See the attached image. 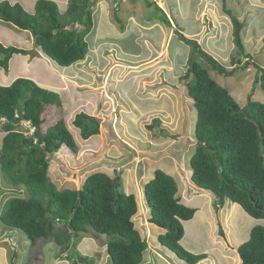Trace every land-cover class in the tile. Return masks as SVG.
Listing matches in <instances>:
<instances>
[{"label": "rangeland", "instance_id": "obj_1", "mask_svg": "<svg viewBox=\"0 0 264 264\" xmlns=\"http://www.w3.org/2000/svg\"><path fill=\"white\" fill-rule=\"evenodd\" d=\"M53 1L58 4L62 16H66L69 0ZM101 1H89L95 25L91 33L86 35V39L89 50L94 52L96 50L93 48L98 45L94 44L92 38L96 33V24L101 23L100 18L98 19ZM132 1L134 6H130V11L124 14L121 12V15L117 14V8H113L110 24L103 19L105 26L102 29L105 35L95 42L101 46L100 53L98 55L88 53L87 58L92 59L90 60L92 63L85 62L76 68V80L72 81L69 78L62 80V86L59 87L61 103L46 107L42 127L47 129L56 120L64 118L78 145L77 152H72L67 146L62 145L51 155L48 174L58 188L77 189L86 177L95 171H105L112 176L120 175L122 190L126 193L134 192L138 196L141 210L135 222L150 243L151 240H156L157 232L154 231L155 227L148 223L146 210L152 208L146 205L141 188L142 182L150 179L147 175H152L154 169L164 170L170 165V153L168 158L165 156L169 150L170 152L176 150V156L173 155L172 159L180 163L177 169L183 167L184 172L187 170L193 173L190 158L196 146L194 129L197 111L194 100L187 90L186 83L190 79L183 78L192 48L181 40L176 32L179 31L186 37L197 40L204 50L230 69L234 67L233 57L240 59L241 64H235L240 66L239 69L231 76H224L218 74L205 59L196 57V60L221 86L228 89L241 106L246 104L249 94H252L253 100L264 102L260 70V67L264 68V0H225V4L222 0ZM223 5H226V8L244 24L243 53L233 41V25ZM164 9L167 10L168 16L165 15ZM134 11L143 15L144 20L147 18L148 20L142 22L152 23L151 27L141 25V21L131 20L130 12ZM116 17L121 21L115 20ZM165 19H168L171 25L166 24ZM159 21H163L165 25ZM155 23L162 26L163 37L160 45L158 44L160 27L155 26ZM76 26L80 28L79 25ZM28 36L29 33L26 31H18V35L11 36L13 41L8 45L25 47L27 50L29 48L33 54L37 52L38 45L34 41L33 45L30 41H25ZM36 60H38L36 66L31 72H27L28 75H35L40 84H43L45 79L56 83L60 78L58 72L61 67L44 52L41 58ZM246 62L249 64L243 67ZM79 112L99 119L98 134L88 139L81 137L80 130L72 123ZM2 123L3 120L0 119V141L6 134ZM28 125L22 122L18 129L27 131L30 126ZM187 189L188 195H194L192 199L199 205L194 218L183 223L184 235L180 243L189 251L199 253L205 247L203 240L210 233L211 227L215 226V231L223 232L221 224L224 218H228L225 217L229 211L228 206L233 202L228 200V206H224V211H217L214 200H209L203 193L197 194L202 192L201 190ZM13 196L28 197V192L24 186L9 184L1 173L0 218L4 203ZM245 213L242 208H237L230 216V222L236 226V229L232 228L230 232L234 238L233 244L237 241L236 238L242 239L238 236V227L247 229L241 235L243 239H248L250 231L248 229L254 225ZM257 222L264 225V220ZM3 233L9 240L0 243L2 245L8 243L12 251H9L7 263L2 258L3 254L0 255V264H73L74 259L68 257L71 249L60 253V247L54 239L37 240L36 244H32L22 230L7 227L0 219V237ZM19 235L24 236V239ZM95 235L93 230L90 233L79 234L75 238L77 242L75 250L81 255L93 256L96 260L93 264H113L106 250L108 238ZM7 249L9 250V247ZM171 255L173 264H188L185 261L180 263L172 251ZM145 256L143 264L165 263L159 258H152L149 253H145ZM229 256L225 257L227 260H220L217 264H240L237 257L229 259ZM205 259L197 264H216L211 256Z\"/></svg>", "mask_w": 264, "mask_h": 264}, {"label": "trees", "instance_id": "obj_2", "mask_svg": "<svg viewBox=\"0 0 264 264\" xmlns=\"http://www.w3.org/2000/svg\"><path fill=\"white\" fill-rule=\"evenodd\" d=\"M89 1L69 0L68 18H65L53 0H37L34 12L27 11L20 3L0 0V20L29 30L35 44L46 55L67 67L88 54L86 35L94 26ZM222 2L225 4V0ZM223 8L231 18L233 41L243 53L244 24L226 5ZM164 22L171 25L168 19ZM176 33L192 48L183 76L190 79L187 90L197 111L196 146L190 158L192 180L199 188L214 193L216 209L230 200L252 218L264 220V102L253 100L249 94L246 104L241 106L196 57L205 59L224 76H231L239 69L235 64H241L240 59L233 57L234 67L230 69L204 50L197 40L179 31ZM0 53L3 54L0 66L7 71L13 54H27L29 50L0 43ZM260 70L264 89V68ZM58 103H61L59 93L27 77L0 86V119L6 132L0 147V174L12 186H24L28 192V197L7 199L1 222L22 230L33 244L37 240L54 239L60 253L71 249L68 257L74 259L73 264L96 261L93 256H84L75 250V238L92 230L97 236L108 238L106 250L113 264H143L149 243L135 222L138 196L122 190L120 175L95 171L77 189H60L51 180L48 174L51 155L62 145L72 152L78 149L64 118L47 129L42 127L46 107ZM22 122L30 125L26 126L27 131L18 129ZM72 123L83 139L99 132V119L85 112L77 113ZM141 188L146 205L152 208L149 223L163 230L157 241L188 264L207 258V253H193L180 243L183 223L194 217L196 208L182 202L175 177L156 169L149 180L142 182ZM237 250L240 264H264V225L257 222Z\"/></svg>", "mask_w": 264, "mask_h": 264}, {"label": "crops", "instance_id": "obj_3", "mask_svg": "<svg viewBox=\"0 0 264 264\" xmlns=\"http://www.w3.org/2000/svg\"><path fill=\"white\" fill-rule=\"evenodd\" d=\"M6 1H9L12 4L20 3L27 11L34 12V8H35V4H36L37 0H6ZM100 4H101V8L99 9V12H98V19L100 18L99 22H101V23H99V24L97 23L96 24V26H95L96 33L94 34V36L92 38L93 41H94V44L98 45V46L93 48V50H96L95 52L88 49V53L89 52H91V53L93 52L96 55H98L100 53L99 50H101V49H99V48L101 46H99V43L96 44L95 42H98L99 39H102L104 37V35H105V33L103 32V29H102V27L105 26V24L103 23V19H105V21H107V23L110 24L111 23L110 22V15L112 14L113 8L114 9L117 8V12H116L117 14L118 13L120 14V12L124 14V13L130 11V9H129L130 6H132V5L134 6V2L132 0H102ZM97 6H98V4H97ZM130 13H131L130 14L131 20H134L135 22L141 21V23H140L141 25H145L146 24L147 26L151 27L152 23L142 22L144 20L143 19V15L137 14L135 11L134 12H130ZM164 13H165L166 16H168L167 15L168 12H167L166 9H164ZM117 18H119V17H116L115 20H118ZM93 20H94V18H93ZM146 20H148V19L146 18L144 21H146ZM159 22L160 23L162 22L164 24L163 21H159ZM157 25H159V27H160L159 28L160 29V36H159L160 39H159V43H158L160 45L161 44V38L163 37L162 26L160 24H156L155 23V26H157ZM18 31H23V32L26 31L27 33H29V36L25 39V41H28V42L30 41L31 44H32L33 41L35 42L34 36L32 35V33L30 31L18 28L14 24L7 23V22H4V21L0 20V43H2L5 46H11V45H8V44H10L13 41V38L11 36L18 35ZM87 42H88V40H87ZM32 45H31V48H32ZM103 46L104 45H102V47ZM21 48L25 49V47H21ZM28 50H29V53H27V54H22V53L13 54L11 56V58H10L11 64L9 65V69L7 71L2 66H0V86L1 85H9L15 79H17L19 77H27V78L29 77V78H33L34 81L36 80L38 85H42L44 88H48L49 90L61 93L59 87L62 86V83H63L62 80L65 79V78H69L72 81L76 80V76H75L76 68H78L79 65H82L85 62H91L90 60H92V59L88 60L89 58H87V56H88V54H87L85 59L80 60V61H78V62H76V63H74V64H72L70 66H67V67L63 66L62 67L61 65H59L58 63H56L54 60L51 59L54 63H56L59 67H61V70H59V72H58L60 74V78L57 79L56 83L52 82L51 80H46L45 79V80H43V84H40V83H38L39 82L37 80L38 78L35 75H28L27 72H31L33 70V68L36 66V61H38L36 59L41 58V56H42L44 51L41 49V47H38V46H37V49H36L37 52H38V55L35 54V53H33V54L30 53V49L29 48H28ZM29 54L31 56H29ZM2 57H3V54L0 53V59ZM156 57L157 56L155 55V58ZM17 61H19V62H17ZM15 67H16V69H15ZM53 67H55V66H53ZM63 69L67 70V72L64 71ZM69 71H71V72H69ZM66 96H68V95H65V97ZM3 137L4 136H2V139L0 141V147L2 146ZM172 149H174V148H172ZM176 149H177V151L179 150V148H176ZM175 151L176 150L170 152V150H169V152L165 153V156L167 155L166 156L167 158L169 157L168 153H170L171 158H170V165L168 167H165L164 170L166 172L171 173L173 176H176L175 179L178 182L179 195L181 197L182 202L187 204V205H189V206H192L194 208H197V206L199 205V204L197 205L196 203H194V199H192L194 195H191V196L188 195V189L187 188L195 189V190L199 189L202 192H199L197 194L203 193V195L207 196V198L209 200H212V201L214 200L215 201V195H214V193L212 191L201 189L194 183V181L192 180V173H189L187 170H186V172H184L183 171L184 170L183 167H180V169H177L178 165L180 163H177L176 161H174L172 159V157H174L173 155L176 156V152ZM172 166L174 168H172ZM174 169H176V171H172ZM155 170L156 169H154L153 172ZM153 172H152V175H153ZM176 172H178V173L176 174ZM152 175L148 174L147 176L152 177ZM228 203L229 202L227 200L226 203L224 204V206L227 207ZM224 206L219 208V209H217V211H224V208H225ZM228 207H229V209H228L229 210L228 211L229 214L227 213V215L225 217H228L229 219L228 218L227 219L224 218L223 222L221 224V226H223L222 227L223 228V232L220 233V232H218V230L215 231V226H214V228L211 227L210 233L207 234L206 235L207 237L203 240V244H204L205 247H204V249L201 252H199V253H202V252L207 253L208 257L206 259H209V256H211V259L213 258V260L216 261V264L218 262L220 263V260L225 259V257H228L229 255H230L229 259H231V258L233 259V258L237 257L240 260L237 248H238V246L241 243H243L245 240H247V239H243V236L241 235L242 233L247 231V229L245 227L241 228V226H240V227H238L237 231L239 233L238 236L241 237L242 239H237L236 238L237 241L235 242V244L232 243L233 242L232 239H234V238H233V236H232V234L230 232H231L232 228L236 229V226H235V224H232V222H230V216H231V214L234 211L237 210V208H241V207L238 204L234 203V202ZM140 210H141V207L139 208V211ZM150 211L151 210H149V211L146 210V213L148 214V219L151 216V212ZM196 211H197V209H196ZM245 214H246V216L248 215L247 213H245ZM247 217H249V219L251 221H253L254 225L257 223L256 219L252 218L249 215ZM192 219H190V220H192ZM187 221H184V222H187ZM148 223H149V221H148ZM217 223L218 222L216 221L215 224H217ZM254 225H252L250 227V229H248V231L249 230L251 231V229H252V227ZM153 227H155L154 231L157 232L156 233V237H155L156 240H151L150 241L149 247H148V250L146 251V253H149L152 256V258L156 257V258H159V259L165 261L164 264H173L172 263L173 255H171V251L166 249V247H164L163 245H161L157 241L158 235L160 233H162L163 230L158 229L157 228L158 226H156V225H153ZM250 231H249V235H250ZM6 236L7 235H5L3 233L1 235V237H0V242H2L4 240L8 241L9 238H7ZM19 237H21V238L23 237V239H24V236L19 235ZM5 238H7V239H5ZM27 239H28V237H27ZM20 240H22V239H20ZM31 243H32V241H31ZM7 247H9V250L7 249ZM231 247H233L234 249H231ZM10 250H11V248H10V245L8 243H5L4 245H2V243H0V255L3 254L2 258L4 259V261L6 263L8 262V258L10 257V256L8 257V254L10 253L9 252ZM166 250H168V251H166ZM233 250H235V252ZM210 254H212V255H210ZM222 255H224L225 257H223ZM144 259H146V256H145ZM177 259H178V261L180 263H181V261H184V260H182V259H180L178 257H177ZM174 260H175V258H174ZM225 260H227V259H225Z\"/></svg>", "mask_w": 264, "mask_h": 264}, {"label": "water", "instance_id": "obj_4", "mask_svg": "<svg viewBox=\"0 0 264 264\" xmlns=\"http://www.w3.org/2000/svg\"><path fill=\"white\" fill-rule=\"evenodd\" d=\"M34 53L38 55V52H34Z\"/></svg>", "mask_w": 264, "mask_h": 264}, {"label": "built area", "instance_id": "obj_5", "mask_svg": "<svg viewBox=\"0 0 264 264\" xmlns=\"http://www.w3.org/2000/svg\"><path fill=\"white\" fill-rule=\"evenodd\" d=\"M31 131H33V128H31Z\"/></svg>", "mask_w": 264, "mask_h": 264}, {"label": "clouds", "instance_id": "obj_6", "mask_svg": "<svg viewBox=\"0 0 264 264\" xmlns=\"http://www.w3.org/2000/svg\"><path fill=\"white\" fill-rule=\"evenodd\" d=\"M28 126H29V125H28ZM29 127H30V126H29ZM225 203H226V202H225ZM223 206H224V205H223ZM223 206H222V207H223ZM220 208H221V207H220Z\"/></svg>", "mask_w": 264, "mask_h": 264}]
</instances>
